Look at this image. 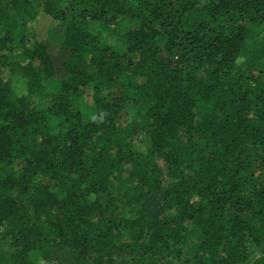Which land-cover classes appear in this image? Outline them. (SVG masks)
Listing matches in <instances>:
<instances>
[{"label": "trees", "instance_id": "16d2710c", "mask_svg": "<svg viewBox=\"0 0 264 264\" xmlns=\"http://www.w3.org/2000/svg\"><path fill=\"white\" fill-rule=\"evenodd\" d=\"M0 264H264V0H0Z\"/></svg>", "mask_w": 264, "mask_h": 264}, {"label": "rangeland", "instance_id": "374dc122", "mask_svg": "<svg viewBox=\"0 0 264 264\" xmlns=\"http://www.w3.org/2000/svg\"><path fill=\"white\" fill-rule=\"evenodd\" d=\"M54 25H55L54 22H52L48 18L38 14V16L36 17V19H35V21L33 23V33L34 32L36 33L38 39L44 38L45 35L47 34V31L49 30V28L53 27ZM94 28H95V26L91 27L90 30L92 31V30H94ZM55 54H56V52H55ZM65 56H66V54H63L62 56H59V58H57L56 62L60 61L61 59L63 60ZM59 64H61V61H60ZM111 88L112 87L107 88L105 93L110 91ZM86 93H87V96H88V92H86ZM122 126H123V124H122ZM130 146L132 147V149H137L139 151L143 150V146L141 144L140 139L135 141V142H132V145H130Z\"/></svg>", "mask_w": 264, "mask_h": 264}]
</instances>
